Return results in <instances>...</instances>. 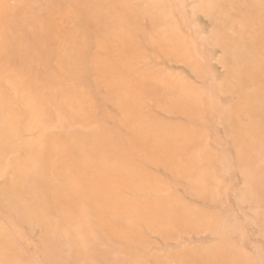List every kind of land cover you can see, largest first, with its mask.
<instances>
[{"label":"rangeland","instance_id":"374dc122","mask_svg":"<svg viewBox=\"0 0 264 264\" xmlns=\"http://www.w3.org/2000/svg\"><path fill=\"white\" fill-rule=\"evenodd\" d=\"M0 264H264V0H0Z\"/></svg>","mask_w":264,"mask_h":264}]
</instances>
